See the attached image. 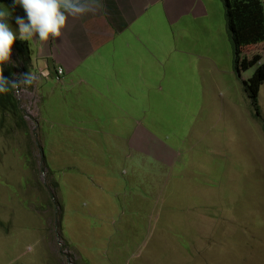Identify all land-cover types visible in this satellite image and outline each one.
<instances>
[{
	"label": "rangeland",
	"instance_id": "obj_1",
	"mask_svg": "<svg viewBox=\"0 0 264 264\" xmlns=\"http://www.w3.org/2000/svg\"><path fill=\"white\" fill-rule=\"evenodd\" d=\"M196 3L172 24L151 7L132 53L108 45L78 65L85 77L61 83L39 63L14 89L18 115L0 109V264H264V80L259 113L242 84L254 89L264 42L237 72L222 1Z\"/></svg>",
	"mask_w": 264,
	"mask_h": 264
},
{
	"label": "crops",
	"instance_id": "obj_2",
	"mask_svg": "<svg viewBox=\"0 0 264 264\" xmlns=\"http://www.w3.org/2000/svg\"><path fill=\"white\" fill-rule=\"evenodd\" d=\"M91 2L95 10L80 17H69L60 38L50 40L45 45L36 41V38L33 39L35 54L33 57L31 51V63L33 67L41 64L40 73L48 71V75L44 77L54 78L55 68L58 66L63 68L59 80L61 83L64 76L85 77L87 72H91V67L78 69V65L87 62L95 56V53L106 50L109 48L108 45L114 47L112 49L114 53L118 47L121 54L126 53L127 50L133 51L132 46L139 41L140 20L153 6H158V10L156 9L154 13H157L156 11L159 13V7L162 9L164 20L170 24L179 21L186 14L195 15L202 9L197 5L196 0H91ZM15 9V12L10 14L8 23L13 31L17 32L19 38L16 20L10 17L20 16L26 20V15L22 14L24 11L21 6L15 5ZM121 48L124 50L121 51ZM132 55L137 56V54ZM127 65L133 67L131 63ZM99 69L106 68L100 66ZM132 70L137 75L135 69ZM98 73L95 71V74ZM35 76L39 79L37 75ZM83 80L85 79L81 81ZM136 133L137 131L133 134L135 136H132L131 146L144 150L143 143L149 134L146 131Z\"/></svg>",
	"mask_w": 264,
	"mask_h": 264
},
{
	"label": "clouds",
	"instance_id": "obj_3",
	"mask_svg": "<svg viewBox=\"0 0 264 264\" xmlns=\"http://www.w3.org/2000/svg\"><path fill=\"white\" fill-rule=\"evenodd\" d=\"M15 5L21 6L26 15V20L15 17L19 39L29 42L36 38L42 45L61 37L69 17H80L95 10L91 0H13ZM8 17L7 12L0 11V93L19 90L21 85L26 89L36 80L29 72L12 80L3 75V66L12 63L11 50L17 39V32L9 25Z\"/></svg>",
	"mask_w": 264,
	"mask_h": 264
},
{
	"label": "trees",
	"instance_id": "obj_4",
	"mask_svg": "<svg viewBox=\"0 0 264 264\" xmlns=\"http://www.w3.org/2000/svg\"><path fill=\"white\" fill-rule=\"evenodd\" d=\"M13 0H0L1 2H11ZM224 8L226 32L230 41L234 67L239 72V62L242 50L248 45L264 42V4L262 0H221ZM15 59L21 72H31V48L30 43L17 38L12 46ZM264 67V66H263ZM257 67L254 71V89L246 80H242L243 89L252 100V104L257 113V86L264 80V68ZM13 70L7 67L3 69V75L12 80ZM0 109L18 115V101L14 97V89L7 93H0ZM42 149H40L41 153ZM41 159L43 155L41 154Z\"/></svg>",
	"mask_w": 264,
	"mask_h": 264
},
{
	"label": "built area",
	"instance_id": "obj_5",
	"mask_svg": "<svg viewBox=\"0 0 264 264\" xmlns=\"http://www.w3.org/2000/svg\"><path fill=\"white\" fill-rule=\"evenodd\" d=\"M44 73H47V75H48V71H46ZM44 73L42 72L43 75H44ZM62 74H63V68L61 66L56 67L55 68V78L57 80H60L62 77ZM47 75H44V76H47Z\"/></svg>",
	"mask_w": 264,
	"mask_h": 264
}]
</instances>
